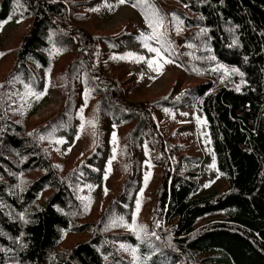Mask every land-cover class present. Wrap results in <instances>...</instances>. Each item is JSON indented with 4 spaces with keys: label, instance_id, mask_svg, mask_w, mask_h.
<instances>
[{
    "label": "trees",
    "instance_id": "1",
    "mask_svg": "<svg viewBox=\"0 0 264 264\" xmlns=\"http://www.w3.org/2000/svg\"><path fill=\"white\" fill-rule=\"evenodd\" d=\"M94 1L0 0V23L30 20L10 69L0 77L5 85L0 89V264H131L136 258L121 245L136 248L140 264H264V0H148L145 12L159 9L169 25L175 13L187 31L183 37L166 36L174 42L168 56L189 75L206 80L149 101L134 100L119 79L106 74L99 44L113 48L130 34L95 38L80 12ZM167 3L176 6L166 8ZM135 10L144 17L141 8ZM62 56L70 57L60 71L63 104L31 126L28 119L40 99L29 92L43 93V75ZM221 64L230 69L227 74L215 70ZM25 79L27 97L16 110L13 93ZM79 86L95 100L97 122L107 118L126 127L125 178L93 220L80 191L101 178L96 166L105 153L102 143L71 168L54 162L45 146L56 130L73 131ZM180 103L201 112L215 167L227 181L224 191H202L200 158L175 142L154 115ZM141 139L154 154L159 179L147 234L138 238L123 225L139 185ZM212 215L216 218L201 221ZM66 234L87 237L60 250Z\"/></svg>",
    "mask_w": 264,
    "mask_h": 264
},
{
    "label": "rangeland",
    "instance_id": "2",
    "mask_svg": "<svg viewBox=\"0 0 264 264\" xmlns=\"http://www.w3.org/2000/svg\"><path fill=\"white\" fill-rule=\"evenodd\" d=\"M108 5H112V10ZM117 5L116 0H95L94 4L88 7L84 6L80 9V12L86 15L84 26L95 38L100 36L115 37L122 33L130 34L127 41L113 48L99 44V60L102 65L108 68L105 70L106 74L119 79L134 100L149 101L158 96L168 95L174 88L178 89L177 94H179L206 81L202 77L189 75L175 62L164 64L160 71L155 70L158 67L156 63L150 68L146 61L153 59L155 54L148 52L144 47V38L141 34L147 35L151 32V29L147 27L144 17L142 18L131 5L125 3ZM175 6L174 3H167L165 7L172 8ZM146 12L152 13L149 9ZM170 22L169 25V21L164 19V29H162V31L166 30L168 37L173 34L174 36H171L178 38L187 34V31L176 20L171 18ZM29 25L30 20L21 19L20 17L0 23V53L4 54L0 56V77L10 69L20 38L27 31ZM171 30L173 33H170ZM166 40L167 51L165 54L169 55L173 50L174 42H169L167 38ZM150 43L154 47L158 46L155 41H150ZM140 56L145 57V60L139 61L136 59ZM120 57L126 58L121 59ZM69 59V56L56 58L52 71L43 75V93L46 92V94L42 96L29 116L28 123L31 126L53 116L63 104L60 71ZM226 69L228 72L230 71V69ZM27 85H29L27 79L24 82L21 81L13 93L16 110L26 100ZM73 102L75 107L71 120L73 131H68L67 126L56 130L55 134L49 135V138L45 140V146L54 162L65 168H71L95 151L99 142L102 143L105 153L102 162L99 166H96L101 178L96 184L87 182L80 191V196L89 205L88 220H93L119 192L120 185L125 178L123 136L126 127H115L109 123L107 118L97 122L94 112L95 100L88 91L80 86ZM185 113L187 115H184ZM154 115L167 126L168 133H174L175 142L184 144L189 153L200 158L197 181L202 191L205 193L224 191L227 187V181L217 168L213 167V156L205 131V120L201 112L192 106L180 103L175 108L156 111ZM99 128L101 133H97ZM113 133H115V140L113 139ZM99 139L101 140L99 141ZM138 169L139 185L130 206L131 216L127 223L131 224L135 215L136 225L145 226L149 219L154 189L159 179V168L145 139L140 140ZM146 173L150 175L145 184ZM205 185L208 186L205 187ZM105 189H107V192H105ZM138 200L140 201V209L137 214ZM215 216H207L201 221L216 218ZM124 229L135 234L128 227ZM86 237L87 234H66L58 249L70 248Z\"/></svg>",
    "mask_w": 264,
    "mask_h": 264
},
{
    "label": "snow or ice",
    "instance_id": "3",
    "mask_svg": "<svg viewBox=\"0 0 264 264\" xmlns=\"http://www.w3.org/2000/svg\"><path fill=\"white\" fill-rule=\"evenodd\" d=\"M127 2H128V0H118V5L124 4ZM146 4H148V0H135V2L132 3V7L141 8V12H142V15L144 16L145 23H146L147 27L149 29H151V32L149 34H147V35H145L143 33L141 34L144 38V47L148 50V52L155 54V57L153 59H148L146 62L150 68H152L154 63L158 64V67L155 70L160 71V69H162L164 64L173 63L174 61L172 59H170L168 57V55L165 54L167 51V41H166L167 32H166V30L162 31V29H164V17L160 14L159 9H156L151 14L145 12L143 9H144V6ZM108 7L111 8L112 5H108ZM93 10L95 11L96 9H93ZM171 15H172L174 20L179 19L175 13H172ZM202 31H206V30H202ZM150 41H155V43L158 46H156V47L152 46ZM2 55H4V54L0 53V56H2ZM120 58L125 59L126 57H120ZM136 59L139 61H143V60H145V57L140 56V57H137ZM160 61H162V63H160ZM221 69H223L226 74L228 73V70L226 68H224L223 65H220L215 70L220 71ZM231 72L232 73H238L239 70L236 68H233V69H231ZM7 83L11 84L12 80L7 81ZM4 87H5L4 84H0V89H2ZM45 94H46V92H44V93H34L31 91L29 92V95L35 96V98L37 100L41 99L42 96ZM184 115H187V114L185 113ZM81 127H83V126H81ZM29 135H31V133ZM41 139H44V137H41ZM113 139L115 140V133H113ZM214 166L215 165L213 164V167ZM149 175H150L149 173L145 174V184L147 183V179H148ZM207 186L208 185H205V187H207ZM105 192H107V189H105ZM141 195H142V193H141ZM86 208H87V205H86ZM139 209H140V201L138 200L137 201V207H136L137 214L139 212ZM123 226L128 227L129 229L134 231L138 238H139L141 232H145V234H147L144 226L136 225V216L135 215L132 218L131 224L124 223ZM157 227H159V225H157ZM151 235L155 236L156 234L151 233ZM121 248H124L126 251L130 250L133 257L136 258L133 262H131V264H140L139 257L136 256V253H137L136 248L129 249L125 245H121ZM146 259L147 258H145V262H146Z\"/></svg>",
    "mask_w": 264,
    "mask_h": 264
}]
</instances>
